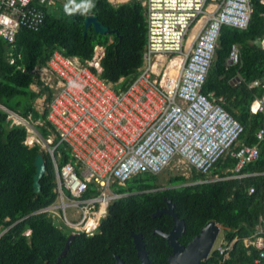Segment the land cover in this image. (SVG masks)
<instances>
[{"label": "trees", "instance_id": "trees-1", "mask_svg": "<svg viewBox=\"0 0 264 264\" xmlns=\"http://www.w3.org/2000/svg\"><path fill=\"white\" fill-rule=\"evenodd\" d=\"M250 2L252 9L246 28L221 25L214 57L201 88L241 121L244 128L237 142L213 163L207 173L191 167L190 176L171 174L167 179L168 186L162 190L133 192L134 189L157 186L156 182L146 180L147 176L157 178V174L140 172L128 178L120 186V190L127 193L108 204L98 230L92 234L76 233L58 264H113V252L123 256L128 252L126 248L132 246L131 231L142 233L146 246L150 247L153 263L164 262L170 246L153 228L168 231L173 221L167 213L151 215L164 203L163 195L171 198L178 216L185 221V230L179 240L187 242L208 219L216 220L223 227V242H231L227 254H220L214 248L200 264H255L257 248L246 245L243 238L259 227L264 230L261 219L264 140L259 143L258 156L242 168L243 172L249 173L242 177L231 176L236 160L231 149L257 142L255 131L264 117L263 111L250 110V102L255 96L264 95V87L249 85L264 72V49L251 43V39L264 34V4L259 0ZM36 4L44 13L36 29L20 25L11 42L0 36V264H54L71 232L67 225L48 212L38 211L56 197L53 163L41 143L29 145L24 142L25 125H10L7 110L23 117L39 118L40 122L35 126L41 136L47 138L54 132L56 142L58 134L47 119V107L43 111L35 107L38 96L45 93L48 103L53 94V88L38 71L46 65L51 51L59 49L65 55L85 62L91 58L94 45L102 44L100 76L112 81L115 88L122 89L137 73L146 41L142 0L118 3L94 0L95 7L90 12L109 27L104 34L96 32L92 26L84 33L85 15L67 14L66 3L62 0ZM232 42L240 48L241 62L237 64L227 63ZM31 84L38 88H32ZM39 152L45 159V172L40 178L41 189L35 192L33 161ZM55 152L59 153V164L71 158L63 142L58 143ZM208 173L219 178L207 177ZM199 178L207 180L196 181ZM251 185L254 190L250 192Z\"/></svg>", "mask_w": 264, "mask_h": 264}, {"label": "built area", "instance_id": "built-area-1", "mask_svg": "<svg viewBox=\"0 0 264 264\" xmlns=\"http://www.w3.org/2000/svg\"><path fill=\"white\" fill-rule=\"evenodd\" d=\"M54 0H0V36L13 41L20 25L36 29L44 13L36 3ZM264 4V0H259ZM36 2V3H34ZM146 14V41L142 63L125 88H115L100 76L104 46L96 43L91 58L81 62L53 49L42 68L59 82L47 103V119L58 140L41 136L31 116L7 110L12 124H24V142H35L49 153L55 171V199L38 211H46L72 232L92 234L113 200L125 195L120 186L131 176L158 174L176 156L199 172L235 144L243 124L220 102L202 91L214 57L222 24L246 28L251 14L250 0H220L206 11L207 0H142ZM197 33L186 47L190 26L200 16ZM264 49V34L251 39ZM181 57L178 71H169L171 56ZM241 62L239 46L232 42L227 63ZM75 82L79 87L70 85ZM264 87L263 74L250 82ZM252 112H264V95L250 104ZM257 142L231 149L235 157L233 174L242 177L243 166L258 156L264 140V117L255 131ZM48 140V139H47ZM63 142L71 158L62 164L55 149ZM251 185L248 191H253ZM264 204V202H263ZM72 210V218L66 215ZM264 220V208L261 215ZM257 248L255 264H264V230L259 227L243 238ZM229 243L215 248L227 254Z\"/></svg>", "mask_w": 264, "mask_h": 264}, {"label": "water", "instance_id": "water-1", "mask_svg": "<svg viewBox=\"0 0 264 264\" xmlns=\"http://www.w3.org/2000/svg\"><path fill=\"white\" fill-rule=\"evenodd\" d=\"M84 30L89 26H92L96 32L107 33L109 27L101 22L95 13L89 12L85 15L84 20ZM35 172L33 174L32 186L35 192L41 189L40 178L45 172V159L41 152L37 153L34 158ZM165 205L157 207L151 212L152 216H159L162 213H167L172 218V225L168 231H164L159 227H154L153 231L166 239V242L171 247V251L167 256L169 261L168 264H200L201 260L206 258L211 252L216 237L220 231L221 224L214 219H208L195 233L186 244H183L179 240V236L185 230V221L182 217L178 216V213L174 209V203L170 197H164ZM76 232H70L64 242L62 249L57 255L54 264H58L61 257L65 255L69 248V244L74 238ZM131 237L134 242L137 254L142 262V264H150L149 257L145 248V242L140 231L130 232ZM116 264H125L123 259L115 254ZM105 264V263H101Z\"/></svg>", "mask_w": 264, "mask_h": 264}, {"label": "rangeland", "instance_id": "rangeland-1", "mask_svg": "<svg viewBox=\"0 0 264 264\" xmlns=\"http://www.w3.org/2000/svg\"><path fill=\"white\" fill-rule=\"evenodd\" d=\"M63 2L67 3L68 0H62ZM212 1V0H211ZM214 1V5L215 4H218L220 2V0H213ZM212 1V2H213ZM77 2H79V0H77ZM113 3H118V1L116 0H113ZM55 5V3H53ZM57 10V7L55 6L54 7V11L56 12ZM204 18V17H203ZM191 39H192V36L191 38H187L186 37V46H189L190 42H191ZM178 55L177 54H174L173 56H171V62H172V59H174L175 57H177ZM40 71L42 70L39 69ZM44 71V69H43ZM46 76V73L44 74ZM47 78V76H46ZM45 80V79H44ZM48 82L50 83H53V81L51 79H47ZM32 88H38L35 84H31ZM45 93H43L42 95L38 96L35 100V104L37 106V108L40 110V111H43L45 109V107H47V101L45 100ZM34 122H40V119L37 118L34 120ZM54 132L50 133L49 136L47 137V139H43L46 140L47 142L49 141V139L53 140V137H54ZM177 173H182V174H185L186 176H190L191 175V166L184 162L181 157L179 156H176L174 157L164 168L163 170H161L158 174H157V183L158 184H161V185H167V179L169 177V175L171 174H177ZM207 177H214L213 174H210L208 173L207 174ZM66 215L68 218H72V210L70 208H67L66 210ZM57 220V219H56ZM58 222H61L60 220H57ZM223 227L221 226L220 228V231L216 237V240L214 242V245H213V248L212 250L215 248V246L217 245L218 241H221L223 240Z\"/></svg>", "mask_w": 264, "mask_h": 264}, {"label": "flooded vegetation", "instance_id": "flooded-vegetation-1", "mask_svg": "<svg viewBox=\"0 0 264 264\" xmlns=\"http://www.w3.org/2000/svg\"><path fill=\"white\" fill-rule=\"evenodd\" d=\"M146 180L157 183V178H154L153 176H147L146 177ZM167 186H168V184L167 185H161V184H158L157 183V186L148 187V188H145V189H134L133 192L134 193H143V192H149V191H153V190H162V189H164ZM164 197H167V196L166 195H163L162 196V199H163L164 203L161 204L160 206L165 205ZM160 206H157V207H160ZM131 239H132V237H131ZM180 242L183 243V244H186L188 241L187 242H184V241H181L180 240ZM145 248H146V251H147V255L149 257V260H150V264H158V263H153L152 262V256H151V253H150V247H149V245L147 247L146 246V243H145ZM126 249L128 250V252L125 255H123V256L119 252H113L112 253L113 260H114L113 261V264H116L115 254H118L123 259V261H124L125 264H142V262H141V260H140V258L138 256V254H137L136 248L134 246L133 239H132V246H128ZM170 251H171V247H170ZM170 251L168 252V254L170 253ZM124 252H125V249L123 250V253ZM168 254L166 255L165 261L164 262H161L159 264H168L169 263V261L167 259Z\"/></svg>", "mask_w": 264, "mask_h": 264}, {"label": "crops", "instance_id": "crops-1", "mask_svg": "<svg viewBox=\"0 0 264 264\" xmlns=\"http://www.w3.org/2000/svg\"><path fill=\"white\" fill-rule=\"evenodd\" d=\"M110 1H112L113 2V0H110ZM116 1H118V2H121V1H125V0H116ZM213 1V0H212ZM211 0H209V1H207V3H206V11L207 12H210V11H213L216 7H217V5L218 4H215L214 5V1L212 2ZM143 4V3H142ZM144 5V4H143ZM205 18V16L204 15H202V16H200L195 22H193V24L190 26V28H189V30H188V34H187V38H189L190 39V37L192 36H194L196 33H197V31H198V29H199V26H200V23H201V21ZM145 18H146V14H145ZM239 46V45H238ZM187 47V46H186ZM240 49V48H239ZM77 58V57H76ZM42 68V67H41ZM41 68H39V69H41ZM43 69L44 68H42V70L40 71V70H38L39 71V73H40V76H41V78L42 79H45V82L46 83H48L52 88H53V92H55V90L58 88V85H59V82H58V79H57V77L54 75V74H52L50 71H48L47 69H44V71H43ZM46 73V76H47V78H46V76L44 75ZM47 79H51L52 81H53V83H50V82H48V80ZM36 85V84H35ZM249 85H251L250 83H249ZM32 87V86H31ZM35 89V88H34ZM37 89V88H36ZM259 96H255L253 99H252V101L255 99V98H258ZM261 97V96H260ZM36 100V99H35ZM251 101V102H252ZM251 102H250V104H251ZM35 107L37 108V106H36V104H35ZM38 109V108H37ZM39 110V109H38ZM198 171V170H197ZM202 173V172H201ZM207 173V172H206ZM247 173H249V172H247ZM214 178H219V176H217L216 174L214 175ZM203 180H207L206 178H199V179H197L196 181H203ZM264 202V201H263ZM223 236V235H222ZM223 242V240H221V241H218V243H222ZM217 243V244H218Z\"/></svg>", "mask_w": 264, "mask_h": 264}, {"label": "clouds", "instance_id": "clouds-1", "mask_svg": "<svg viewBox=\"0 0 264 264\" xmlns=\"http://www.w3.org/2000/svg\"><path fill=\"white\" fill-rule=\"evenodd\" d=\"M95 7L94 0H68L64 6V10L67 14L72 15L74 13H80L81 15L88 14ZM70 85L73 87H79L75 82L70 81Z\"/></svg>", "mask_w": 264, "mask_h": 264}, {"label": "bare ground", "instance_id": "bare-ground-1", "mask_svg": "<svg viewBox=\"0 0 264 264\" xmlns=\"http://www.w3.org/2000/svg\"><path fill=\"white\" fill-rule=\"evenodd\" d=\"M180 61H181V57L179 55L177 57H175L174 59H172L171 66L169 68V71L172 74L177 73V71H178V64H179Z\"/></svg>", "mask_w": 264, "mask_h": 264}]
</instances>
